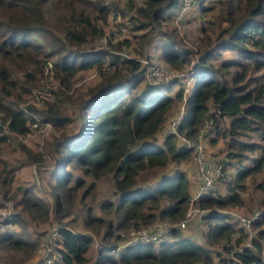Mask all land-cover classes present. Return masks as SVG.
I'll list each match as a JSON object with an SVG mask.
<instances>
[{
	"label": "trees",
	"instance_id": "trees-1",
	"mask_svg": "<svg viewBox=\"0 0 264 264\" xmlns=\"http://www.w3.org/2000/svg\"><path fill=\"white\" fill-rule=\"evenodd\" d=\"M180 3L128 0L126 9L117 7L122 14L126 10L132 13L128 34L116 45L128 49L136 41L133 48L137 57L107 49L92 51L93 40L103 33V23L111 12L104 0H0V198H14L10 189L16 167L7 159L14 149L23 153L25 161L45 166L43 150L30 149L16 139L30 131V124L37 121L36 112L60 131L53 141L55 165L48 171L59 217L54 264H84L90 248L91 237L73 231L64 220L69 208L61 197L70 203L72 194L85 183L84 177L74 175V169L88 177L111 174L117 202L103 205L114 208L121 225L147 224L157 217L153 209H158L159 217L171 220H180L185 214L188 199L197 188L178 167L189 150L178 144L175 133L161 130L173 102L181 98L183 86L175 80L161 84L147 81L139 58L148 54L153 61L162 60L176 68L190 63L194 50L175 38L177 25L169 31L164 27L167 21L174 23ZM203 4L204 0H197L180 21ZM222 19L228 26L215 42L207 33L200 37L209 43L194 57L197 74L177 132L195 138L203 120L211 118L203 139L207 144L222 138L226 144L223 159L232 168L226 169L220 188L198 199L197 205L207 211L176 231L175 241L126 245L109 254L106 251L119 243L105 239L95 264H200L214 258L220 264L236 260L264 264V179L259 184L263 190L260 215L250 224L252 237L227 211L242 203V181L250 174L264 172V71L256 78L248 77L249 69H264V0H231ZM157 41H162L163 51L152 56L149 50ZM224 51L237 56H223L215 64ZM49 59L57 89H47V97L40 99L42 107H24ZM89 69L97 72L99 81L72 101L74 77ZM73 121L76 131L66 133L64 127ZM169 163L171 172L149 180L156 176L153 170ZM222 185L228 186L225 194L221 193ZM93 187L90 182L89 188ZM164 199L167 204L162 205ZM17 202L20 210L13 212L14 223L23 221L26 213L34 220L47 218L49 205L31 188H24ZM94 221L87 215L86 225L99 231ZM233 235H237L234 241ZM248 239L250 246L234 251ZM0 243L31 252L36 246L12 229L2 233Z\"/></svg>",
	"mask_w": 264,
	"mask_h": 264
},
{
	"label": "rangeland",
	"instance_id": "rangeland-1",
	"mask_svg": "<svg viewBox=\"0 0 264 264\" xmlns=\"http://www.w3.org/2000/svg\"><path fill=\"white\" fill-rule=\"evenodd\" d=\"M113 6H116L120 9H126V2L124 0H104ZM229 2L231 0H204V4L196 10L195 13H191L184 21H179L178 23H172L171 20L165 22V28L169 31L172 30L173 27L176 25V30L174 31L175 38L177 40H181L186 46L193 48L194 56L190 60V63L186 66L177 68L184 70V68L190 67L191 62L196 60L194 57H198L199 54L204 50L205 43H209L205 40L200 41V37L207 33L211 36V40L215 42V39L218 34L221 33L222 29H225L228 26V22L222 19L223 14L226 13L228 9ZM196 4V3H195ZM194 4V5H195ZM193 5V6H194ZM196 7V6H195ZM119 9V10H120ZM125 13L122 14V17L126 20L131 21L130 15L131 11L126 10ZM112 12L108 14L106 21L103 23V31H109L111 27V16ZM210 21V23H209ZM211 26V27H210ZM214 27V30L211 28ZM203 28V29H202ZM141 32V31H140ZM39 39H43L39 37ZM44 40V39H43ZM117 42H109L104 46V49L112 51L116 54L121 56H137V52L134 50L133 46L137 45L136 41H133L131 46L128 49H125L123 45L117 47ZM152 48L155 49L154 46ZM157 53V46L155 49ZM230 58L237 56L234 52H227L224 51L222 56L219 57L218 60H215V64L220 60L222 57ZM142 57V56H141ZM139 57V58H141ZM53 58V57H52ZM50 60V59H49ZM48 60V61H49ZM171 68H176L169 66ZM239 71L240 68L236 67ZM262 71L252 70L249 69L248 77L249 80L252 78H256L257 76L263 73ZM51 75L48 73H43V75L39 76V85L32 87V93L30 94L28 100L24 101V107L27 104H32L36 108L42 107V104L39 102L38 99L46 98V89L52 88L57 89V81H54L53 70L50 72ZM48 76V77H47ZM99 76L94 69L83 70L76 74L73 79L72 88L70 89L72 95V101H77V99L85 94V91L88 86L97 83L99 80ZM247 80V81H249ZM193 85V81L191 83ZM141 85V84H140ZM139 87V85H138ZM170 93L173 95L174 91L171 90ZM187 97V95H186ZM71 101V102H72ZM68 102V101H67ZM70 105L73 106V103ZM70 106V108L72 107ZM186 100L184 99L183 95L181 98L175 99L173 102V106L170 111L167 113L165 122L163 124V129H168L170 125V120L178 115L181 110H185ZM68 108V110L70 109ZM36 116V124H30V131L24 136H17L16 139L19 142L24 143L28 148L35 149L36 151L43 150L44 155V163L45 166H37V173H38V180L39 183H36V179L33 173H28L27 169H31L34 163H30L25 161L23 153L18 150L17 148L14 149L10 155L8 156V160L10 161V165L15 166V174L13 178V182L11 185V193L14 194V198L11 199L14 201L13 211L17 212L20 210V205L18 204L17 200L20 199L21 194L23 193L24 188H31L34 193L40 195L43 200L49 205V212L46 219L38 217V220H34L29 216V214L24 215V220L20 222H16L14 227L12 228L13 232L16 233L20 237H24L31 242L36 243L35 249L31 252L27 249H15L6 244L0 243V264H36L40 260L41 254L39 253V244L42 242L43 238L49 235H52L51 230L57 223L59 222V217L55 213V195L52 193L53 190V179L48 177L49 169L54 167V159L53 157L56 155L54 150L55 145H53V141L56 137L59 136L60 131L55 130V128L50 124L45 122L42 119V115L35 112ZM77 129L76 122L73 121L72 124L66 125L63 130L66 133H73ZM178 144H182L184 148V141L186 139H191L188 137H184L183 134L176 133ZM14 136V135H12ZM256 138V137H255ZM11 139V138H10ZM208 156L222 159L225 155L226 144L222 138H218L213 142H208L206 144ZM186 149V148H184ZM189 150V156L184 158L178 164L187 176L192 184L197 185V173L194 167L193 162V150ZM249 155V154H246ZM252 157V156H249ZM250 159V158H247ZM245 161V160H244ZM226 162V160H225ZM36 164V163H35ZM246 165L250 164L249 160L245 161ZM24 167L26 170L25 173L20 174V169ZM232 167L228 166L226 162V169H231ZM173 169L172 164L169 163L165 168H158L153 170L156 176L149 178V180L155 179L162 173L171 172ZM74 175L79 177H84L85 183L76 190L72 194V201L69 203L67 200H63L64 197H61L62 202L65 206L69 208V214L65 216L64 220L68 221V227L71 228L73 231L82 232L90 234L92 236L90 248L86 254V262L84 264H95L96 256H95V249H94V240L97 239L98 241H103L105 239L109 240L110 242L120 243L122 242L127 234L133 229H139L145 227L146 223H139L138 225H134L132 223L128 225H121L120 224V216L116 212H114V208L110 205L104 206V203L108 202H117V196L114 193V184L113 179L110 173L103 174L99 177H88L83 174V172L77 168L73 170ZM31 176V177H30ZM224 179V178H223ZM262 179H264V172L250 174L248 175L243 181L244 189L240 191L242 195V203L240 205L231 207L229 209L236 210L240 213L245 215H250L254 211L258 210V207L261 205V198L263 196V190L259 186ZM221 181V180H220ZM90 182L94 183L93 188H89ZM220 188V183H219ZM228 192V186L222 185L221 193L225 194ZM85 194V195H83ZM51 198V199H50ZM7 200V199H6ZM0 209L5 207V201L3 198H0ZM162 205L167 204V201L161 200L160 202ZM189 208V204L188 207ZM149 209V208H148ZM261 209H263L261 207ZM188 210V209H187ZM155 213H157V217L153 218L150 222H154L158 219L176 222L179 220H171L168 218H162L158 216V209H153ZM87 215H91L94 218V223H96L99 231H95L91 227L86 225L87 222ZM185 217V214L183 218ZM110 223V227L108 226ZM127 223V222H126ZM15 229V230H14ZM201 234L204 231V227L201 228ZM110 232V234H108ZM108 234V235H107ZM199 237L201 235L199 234ZM55 238V237H54ZM54 240V239H53ZM200 264H220L217 263L216 259L214 258L211 262H201ZM229 264H235V261Z\"/></svg>",
	"mask_w": 264,
	"mask_h": 264
},
{
	"label": "built area",
	"instance_id": "built-area-1",
	"mask_svg": "<svg viewBox=\"0 0 264 264\" xmlns=\"http://www.w3.org/2000/svg\"><path fill=\"white\" fill-rule=\"evenodd\" d=\"M127 2L128 0H124ZM134 2H139V0H133ZM197 0H181L180 9L175 15L174 22L178 23L185 12H187ZM108 3V2H107ZM109 4V3H108ZM111 7V27L109 31H103L98 37L93 40L92 51H98L104 49V46L109 42H118L122 41L128 34V23L129 21L122 17L121 11L112 4H109ZM110 12V13H111ZM141 65L145 69V75L147 81L153 84L168 83L170 81H177L180 85L183 86L182 95L186 100V95L188 96L193 91V85L191 84L197 74L196 63L197 60L191 62L190 67L184 68V70L171 68L169 65L165 64L162 60L153 61L150 55L146 54L140 58ZM52 72V61H48L44 69V73ZM48 77V76H47ZM46 89V93H47ZM41 99V97H40ZM39 102H41V100ZM184 110H181L178 115L173 117L170 120L169 128L167 129L168 133H177V127L182 118ZM37 121L33 122L35 125ZM212 124V119L206 117L203 122L200 124L197 136L195 138L186 139L184 141V148L193 150V162L194 167L197 173V188L195 192L189 197L188 204L189 208L185 211V217L176 222H170L158 219L154 222H149L145 227L139 229L131 230L126 238L120 242L115 247H110L106 252L109 254L116 253L121 247L126 245H135L138 243H153L159 245L163 242H171L176 240L175 233L183 229L186 224L193 220L196 217L201 216L207 211V208H203L197 205L198 199L208 193L215 192L219 188L220 180L223 178L226 172V162L225 159H210L208 158L206 151V143L203 139L205 129ZM37 166L35 164L32 167V173L35 176L36 182H39ZM13 200L5 201V207L0 209V237L2 233L12 229L15 225L13 221ZM228 213L237 218L246 228L249 233V236H253V231L251 229V222L260 215V211H254L250 215H245L236 210L230 209L227 210ZM59 224L55 225L51 230L52 235H48L43 238L42 242L39 244V253L41 254L40 260L36 264H54V246L55 239L58 235ZM92 238V236L89 234ZM55 237V238H54ZM237 235H233L232 241L235 240ZM54 239V240H53ZM94 240V249L95 256L98 258L101 254V250L105 248L103 241H98L93 237ZM251 240L248 239L244 241L243 244L235 248V252H241L245 247L250 246ZM59 254L55 255L58 257ZM235 264H241L239 260H236Z\"/></svg>",
	"mask_w": 264,
	"mask_h": 264
},
{
	"label": "crops",
	"instance_id": "crops-1",
	"mask_svg": "<svg viewBox=\"0 0 264 264\" xmlns=\"http://www.w3.org/2000/svg\"><path fill=\"white\" fill-rule=\"evenodd\" d=\"M161 43H162V41L160 42V41H157V42H155V43H153V45L152 46H154L155 47V49H156V46H157V53H156V51H155V49L154 48H152L153 50H149L150 52L149 53H151L152 54V56L154 55H160L161 53H162V51H163V49L160 47V45H161ZM206 151H207V148H206ZM208 153V152H207ZM26 172V170H24V167H22L21 169H20V174H23V173H25ZM27 172L30 174V173H32L31 172V169H27ZM31 177V176H30ZM36 182V181H35ZM36 183H39V182H36ZM39 195V194H38ZM40 196V195H39ZM51 199V198H50ZM15 230V229H14ZM24 238V237H23ZM95 259H97V258H95Z\"/></svg>",
	"mask_w": 264,
	"mask_h": 264
}]
</instances>
